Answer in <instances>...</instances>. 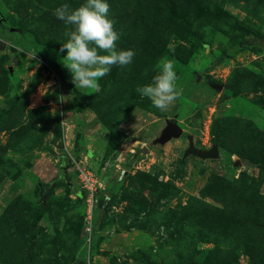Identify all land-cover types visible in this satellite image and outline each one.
<instances>
[{
  "label": "rangeland",
  "instance_id": "rangeland-1",
  "mask_svg": "<svg viewBox=\"0 0 264 264\" xmlns=\"http://www.w3.org/2000/svg\"><path fill=\"white\" fill-rule=\"evenodd\" d=\"M84 2L0 0V264H264V0H106L135 55L98 93L59 51L54 10ZM163 58L167 111L135 91ZM168 121L183 133L161 142Z\"/></svg>",
  "mask_w": 264,
  "mask_h": 264
},
{
  "label": "clouds",
  "instance_id": "clouds-1",
  "mask_svg": "<svg viewBox=\"0 0 264 264\" xmlns=\"http://www.w3.org/2000/svg\"><path fill=\"white\" fill-rule=\"evenodd\" d=\"M109 9L106 0H85L74 10L68 4L54 10L59 20L73 28L64 33L68 39L59 50H66V56L61 58L63 66L70 71L75 88L92 90L86 93L100 92L98 81L110 73L112 66H128L135 55L131 49H117L116 42L121 33L114 29V21L108 18ZM157 69L152 82L138 86L135 91L141 97H147L160 111H167L182 95V89L177 86L178 77L172 60L163 58Z\"/></svg>",
  "mask_w": 264,
  "mask_h": 264
},
{
  "label": "water",
  "instance_id": "water-1",
  "mask_svg": "<svg viewBox=\"0 0 264 264\" xmlns=\"http://www.w3.org/2000/svg\"><path fill=\"white\" fill-rule=\"evenodd\" d=\"M168 126L165 128L163 132V136L159 138V141L165 142L173 137H181L183 131L182 128L173 121H168ZM190 145L189 148L186 150V155L194 154L201 158H211L217 159L220 156L219 147L217 144H213L209 149H203L197 147L194 143L193 137L189 136ZM242 165V161L240 159L233 162L234 167H240Z\"/></svg>",
  "mask_w": 264,
  "mask_h": 264
},
{
  "label": "built area",
  "instance_id": "built-area-1",
  "mask_svg": "<svg viewBox=\"0 0 264 264\" xmlns=\"http://www.w3.org/2000/svg\"><path fill=\"white\" fill-rule=\"evenodd\" d=\"M79 177L83 183V185L85 186V188H87L89 190V195L86 197V203H87V209H92L94 206V203H96L97 198L93 196V191L96 188V183L95 182L92 173L85 171V170H81L79 173Z\"/></svg>",
  "mask_w": 264,
  "mask_h": 264
},
{
  "label": "trees",
  "instance_id": "trees-1",
  "mask_svg": "<svg viewBox=\"0 0 264 264\" xmlns=\"http://www.w3.org/2000/svg\"><path fill=\"white\" fill-rule=\"evenodd\" d=\"M63 181L64 180H63L62 177H57V178H54L53 180H51L48 183L42 184V193H44L47 189H50L52 186H54L56 184H59V183H62Z\"/></svg>",
  "mask_w": 264,
  "mask_h": 264
}]
</instances>
